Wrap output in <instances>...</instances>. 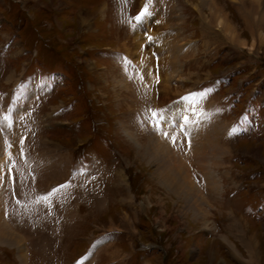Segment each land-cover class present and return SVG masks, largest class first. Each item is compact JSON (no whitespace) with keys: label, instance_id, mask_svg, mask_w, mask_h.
Listing matches in <instances>:
<instances>
[{"label":"rangeland","instance_id":"obj_1","mask_svg":"<svg viewBox=\"0 0 264 264\" xmlns=\"http://www.w3.org/2000/svg\"><path fill=\"white\" fill-rule=\"evenodd\" d=\"M137 1L149 9L138 24L126 19L128 0H0V101L24 76L28 82L0 116V133L12 140L7 147L0 136V225L21 241L19 250L11 238L0 239V264L63 259L55 222L45 202L32 198V179L17 159L26 119L33 151L45 156L41 186L50 185L55 204L64 208L69 201L66 255L95 239L87 264L99 252L116 264H264V219L252 216L242 195L264 189V136L251 128L215 141L194 121L187 154L183 138L173 127L166 130V122L192 116L194 99L160 109L203 87L216 116L224 108L221 94L208 90L215 82L239 94L237 108L256 115L245 101L257 106L258 93L264 95V0ZM168 17L165 26L155 25ZM121 52L144 79L134 68L123 69ZM154 52L160 54L157 90ZM37 67L44 71L31 73ZM224 118L217 119L221 128L229 122ZM11 157L18 161L21 204L9 185ZM71 167L75 173L65 184ZM195 169L215 183H206V192L193 179ZM143 243L158 248L137 252Z\"/></svg>","mask_w":264,"mask_h":264},{"label":"crops","instance_id":"obj_2","mask_svg":"<svg viewBox=\"0 0 264 264\" xmlns=\"http://www.w3.org/2000/svg\"><path fill=\"white\" fill-rule=\"evenodd\" d=\"M259 95H261L262 96V94H261V92L260 93H258ZM169 123L168 122H166V130H167V127L169 126L168 125ZM199 128H201L200 129V132L202 133V135L203 136H208V137H213L212 139L213 140H215V141H220L221 139H226V138H228V137H226V136H223L224 135V132L222 131V135H218V134H216V128H214V131L212 132V130L211 129H206V127L204 126V124H202V123H200V125L198 126L197 125V127H196V129L197 130H199ZM221 138V139H220ZM218 144H219V142H217ZM205 150H207V148H205ZM177 154V153H176ZM208 176V175H207ZM204 181H205V183H209L210 182V185L212 184V186L215 184V183H211V181H210V179H208V181L206 180V178H204Z\"/></svg>","mask_w":264,"mask_h":264},{"label":"bare ground","instance_id":"obj_3","mask_svg":"<svg viewBox=\"0 0 264 264\" xmlns=\"http://www.w3.org/2000/svg\"><path fill=\"white\" fill-rule=\"evenodd\" d=\"M6 232H9L10 233V231H7L5 227H3L2 225H0V237H1L0 239L3 241V239H9L10 240V238H11V241L10 242H15V244H17L18 247H19V245H21L20 244L21 241L18 238H17V240H13V239H15L14 234L11 232L10 235L7 236V233ZM19 250H21L20 247H19Z\"/></svg>","mask_w":264,"mask_h":264},{"label":"snow or ice","instance_id":"obj_4","mask_svg":"<svg viewBox=\"0 0 264 264\" xmlns=\"http://www.w3.org/2000/svg\"><path fill=\"white\" fill-rule=\"evenodd\" d=\"M143 14H145V15L147 14V9L144 10V13H143ZM140 18H141L140 15H138V16L136 17V19H140ZM152 116H153V117H157V118H159V114L156 113V112H153V113H152ZM164 135H165V136H168V133L165 132ZM173 143H175V138H173ZM45 199H47V197H45Z\"/></svg>","mask_w":264,"mask_h":264},{"label":"built area","instance_id":"obj_5","mask_svg":"<svg viewBox=\"0 0 264 264\" xmlns=\"http://www.w3.org/2000/svg\"><path fill=\"white\" fill-rule=\"evenodd\" d=\"M25 123H27V126L24 127L23 130L26 131L27 133H29L30 130H31V127H30V129H28V126H32L31 123H30V120H29V119H26V120H25ZM215 229H216V228H215Z\"/></svg>","mask_w":264,"mask_h":264}]
</instances>
